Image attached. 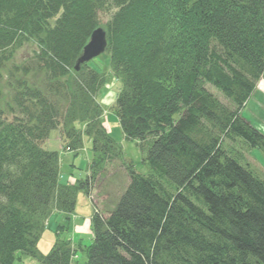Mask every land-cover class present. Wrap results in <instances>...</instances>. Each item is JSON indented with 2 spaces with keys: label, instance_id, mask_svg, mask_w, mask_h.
I'll return each instance as SVG.
<instances>
[{
  "label": "trees",
  "instance_id": "trees-1",
  "mask_svg": "<svg viewBox=\"0 0 264 264\" xmlns=\"http://www.w3.org/2000/svg\"><path fill=\"white\" fill-rule=\"evenodd\" d=\"M98 11L112 14L119 123L150 173L127 168L129 187L109 215L93 214L85 245L69 236L78 193L90 196L107 160L123 158L98 102L105 76L75 71ZM30 40L39 53L25 78L38 81L0 89V264L38 258L54 213L68 238L39 264H79L76 248L87 264H264V183L224 148L237 140L264 152L242 117L264 80V0H0V53ZM53 132L75 155L93 140L86 179L62 184L59 153L43 148Z\"/></svg>",
  "mask_w": 264,
  "mask_h": 264
},
{
  "label": "rangeland",
  "instance_id": "rangeland-1",
  "mask_svg": "<svg viewBox=\"0 0 264 264\" xmlns=\"http://www.w3.org/2000/svg\"><path fill=\"white\" fill-rule=\"evenodd\" d=\"M111 17V13L98 11L99 26L104 28L110 21ZM56 20L57 18L50 22L52 27L55 25ZM38 53L39 47L37 46V43L31 40L23 43L21 47L14 45L0 53V59H6L2 64L5 68L1 70L2 77L0 76V89L9 85L13 80V77L24 79L28 82L31 81L36 84L38 81L37 78L40 74H37L36 77L34 72H31V74L25 78V70L30 68L33 69V66L37 61L36 54ZM88 66L104 75L106 78L98 98L99 103L104 110L103 124L112 138L122 146L123 158L115 159L114 161L107 160L104 172L95 180L93 193L94 199H92L93 203L85 193H78V205L76 213L72 218L73 233L69 236L74 244L82 242L81 240L83 239L85 245L91 244L90 240L92 236H90V218L94 214L93 206L96 205L99 210H104V212L109 215V212L115 208L114 206L119 202L131 183L130 174L127 168L133 164L136 170L141 174L150 173L149 167L143 162L144 155L140 151L137 142L127 141L125 139L119 123L116 102L122 83L113 75L111 70L110 53L105 52L91 61ZM260 82L257 84L254 91V100H252L250 104H247L242 117L247 119V121L264 136V132L260 130L262 126L264 127V91L259 89ZM10 88L11 85L8 90L11 92ZM207 88L224 105L231 107L229 100L226 99L222 93L211 86H208ZM2 97L3 96L0 95V99H2ZM224 145V148L228 150L229 153L231 152L230 155L235 154L236 156H239L242 164L248 166L261 182L264 183V152L262 150L251 149L244 142H239L237 140L234 142L225 140ZM64 146V141L62 137H59V132H53L50 139L43 145L45 150L55 151L60 154L62 184L67 185L76 180L86 179L89 164L91 163V160L95 159L93 140L90 137L85 136L84 149L77 155L66 151ZM60 222L58 213H54L47 221L45 230L41 233L37 245L39 253L38 258L23 256L21 258L22 260L17 259L14 264H39L40 256H48L56 243L68 238V235L66 234H57V227L60 225ZM76 261L79 262V264H87L88 258L85 253L80 252L76 256Z\"/></svg>",
  "mask_w": 264,
  "mask_h": 264
},
{
  "label": "water",
  "instance_id": "water-1",
  "mask_svg": "<svg viewBox=\"0 0 264 264\" xmlns=\"http://www.w3.org/2000/svg\"><path fill=\"white\" fill-rule=\"evenodd\" d=\"M107 34L103 28L95 30L89 43L84 47L81 57L75 65V71L79 72L83 65L101 56L107 49Z\"/></svg>",
  "mask_w": 264,
  "mask_h": 264
},
{
  "label": "bare ground",
  "instance_id": "bare-ground-1",
  "mask_svg": "<svg viewBox=\"0 0 264 264\" xmlns=\"http://www.w3.org/2000/svg\"><path fill=\"white\" fill-rule=\"evenodd\" d=\"M106 34H107V32H106ZM108 42V41H107ZM107 47H108V45H107ZM105 52H107V49H106V51ZM90 68V67H89ZM259 89L260 90H262V91H264V81H261L260 82V84H259ZM215 96V95H214ZM216 97V96H215ZM251 102H249V104H250ZM245 121L247 122V123H249V124H251L250 122H248L247 121V119H245ZM105 129H107L106 127H105ZM260 130L262 131V132H264V127L262 126V128H260ZM109 133V132H108ZM127 140V139H126ZM224 140H226V139H224ZM128 141V140H127ZM132 141V140H131ZM135 142H137V141H135ZM137 144H138V142H137ZM95 159H96V157H95ZM95 159H93V160H91V163L95 160ZM247 168H249L248 166H246ZM130 185V184H129ZM91 221H92V218H90V223H91ZM91 228V227H90ZM75 252H76V255H75V259H76V256L81 252V253H84L82 250H80L79 248L77 249H75L74 250Z\"/></svg>",
  "mask_w": 264,
  "mask_h": 264
}]
</instances>
